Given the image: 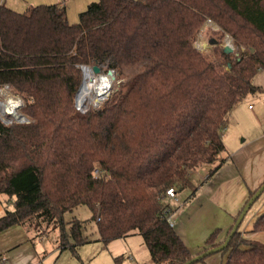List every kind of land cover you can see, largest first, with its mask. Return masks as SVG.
I'll list each match as a JSON object with an SVG mask.
<instances>
[{
	"label": "trees",
	"instance_id": "obj_1",
	"mask_svg": "<svg viewBox=\"0 0 264 264\" xmlns=\"http://www.w3.org/2000/svg\"><path fill=\"white\" fill-rule=\"evenodd\" d=\"M206 19L244 48L241 56L215 46L212 60L194 48ZM82 65L143 69L103 107L78 112ZM262 69L264 0H97L76 24L63 5L19 13L1 2L0 88L9 85L22 98L28 122L0 121V195L13 198L0 233L19 226L32 239L45 238L83 205L102 243L137 233L152 264L190 261L163 194L183 189L195 170L208 178L224 164L221 129L233 108L260 90L252 79ZM240 225L219 252L228 255L224 264H264V244L244 236L264 231V214L244 234ZM80 228L71 222L74 243L61 235L60 251L83 245ZM218 234L208 235L200 253L222 244Z\"/></svg>",
	"mask_w": 264,
	"mask_h": 264
},
{
	"label": "crops",
	"instance_id": "obj_2",
	"mask_svg": "<svg viewBox=\"0 0 264 264\" xmlns=\"http://www.w3.org/2000/svg\"><path fill=\"white\" fill-rule=\"evenodd\" d=\"M80 1L83 3L84 0ZM80 1L68 0L67 3L60 1L55 4L63 5L65 9L67 5L68 22L73 24L77 20L76 12L80 14L84 10ZM24 8L25 5L15 7V11L22 13L21 10ZM255 87L260 90L245 97L227 115V120H230L232 125L231 128L226 126L227 129L224 128L226 135H222L223 145L228 150V154L223 157L224 164L208 178L204 170V175L201 177L198 175L188 187L189 178L193 175L191 172L187 178V187L175 189L176 200L167 198L163 201L169 211V219L174 231L192 256L203 250L206 238L216 230H219L217 242L224 241L234 225V218L248 199L249 192L257 189L264 182V89L262 86L255 85ZM250 100H256V105H251L248 102ZM245 127L250 131L255 128L257 132L253 133L257 134L247 136ZM233 129L238 131L236 137L242 136L236 143H233L235 133ZM11 202L13 204V200ZM0 204H2L1 200ZM6 209L0 211V217ZM263 214L264 201L255 207L249 223L252 224ZM239 230L244 234L249 228L248 226L241 228L240 225ZM244 236L264 244V231L246 233ZM31 237L19 226L10 227L0 233V264H49L48 258L41 257L44 252L36 250L35 243L43 238ZM105 248L108 249V255L104 258L108 261L110 256L126 258L125 264H152L145 244ZM57 251L61 255L66 250H55ZM227 256V253H215L207 256L204 261L193 264H224Z\"/></svg>",
	"mask_w": 264,
	"mask_h": 264
},
{
	"label": "rangeland",
	"instance_id": "obj_3",
	"mask_svg": "<svg viewBox=\"0 0 264 264\" xmlns=\"http://www.w3.org/2000/svg\"><path fill=\"white\" fill-rule=\"evenodd\" d=\"M60 1H64L65 3L68 2V0H5V2H4V0H0V2H4L5 5L13 11H15V7L16 8L19 6L22 7L25 5V8L23 10H21V12H24L29 6L51 5V4L59 3ZM75 1H80V0H75ZM96 1L97 0H93V1L92 0L91 1L84 0L83 3H82V1H80L81 6H83L82 9H84L83 11L86 10L87 6L89 4H91V2H96ZM77 7H79V5H77ZM67 8L68 7L66 5V11H68ZM72 10H74V8H72ZM75 16H76L77 20L73 24H76V22L78 21L79 13L76 12ZM67 20H68V17H67ZM208 20L209 19H206L204 21V23L202 24L201 28L199 29V32L197 33L196 38H195L194 46H196V43H198V41H200V40L203 43H206L208 45V49L204 52H202V51H199V52H201V54H203V55L208 56L209 59L215 60L216 55L213 53V49L215 48V46H218L219 48L222 49L226 45L225 36L227 35L230 39H232V37L226 33H224L223 35H220V32H219V31H221L220 27L217 24H216L215 28L208 25L207 24ZM211 23H212V21H211ZM70 24H72V23H70ZM212 24H214V23H212ZM213 43H214V45H213ZM230 46H233V51L229 55L233 59L238 58L244 52V48L237 46L234 43V39H232ZM142 69H143L142 65H137V66L124 67V69L121 73L112 70L115 78L112 81L111 91H110L109 97L97 105L96 104L94 105V103L92 101H88V100L83 104L78 103V100H76V102L78 103V104L76 103V106H78V107H76V110L78 109L80 112H82V111L84 112L90 108L91 109H94V108L99 109V108L103 107V104L110 99V97L113 95V93L119 90L120 83H123L127 79L135 76L136 74H139V72L142 71ZM106 73H107V71L105 70V68H100V74L106 75ZM252 85L262 86L264 89V69L259 71L253 77ZM0 89L7 90L8 92L11 93V95L14 98L18 97V99L21 100L20 101L21 107L19 109V112H21V110L23 108L22 98L19 95L16 96L14 94V92H12V89L10 87L8 89H3V86H2ZM5 100H6V97L4 95H1L0 96V102H2V101L4 102ZM248 102L251 105H253V104L256 105V100H250ZM10 123H15V122L13 120H10ZM231 125H232V122L230 120L226 119L225 125L221 129L223 136L226 135L225 131H224L225 129H227L226 126L231 128ZM254 129L255 128H252L250 131L248 128L245 127L244 131L246 132L247 136L251 137L252 135L257 134V133L256 134L253 133V132H257ZM232 131L235 132L234 136H233V143H236V141H240L242 136L236 137V135H237L236 132H238L237 129L236 130L233 129ZM227 154H228V150H225V152H223L220 156L225 157ZM192 173H193V175L190 176V178H189L188 187H189V185L191 186V184H193L194 180L197 178L198 175L200 177L204 175V170L199 169V170L193 171ZM185 187H187V186H185ZM9 199L13 200V198H9L6 195L5 196L0 195V200L2 203V204H0V211H3V209H5V208H7V210H12V202ZM263 201H264V191L260 195V197L253 202V204L250 207L251 209L247 212V214L245 215V217L241 221V223H240L241 228L248 226L249 230L252 229L253 222H252V224H250L249 219L252 216V213L255 210V207H257V205H259ZM90 218H91V213H90L89 209L83 205L80 207H77L71 211H68L63 216V227H62L63 230L61 231L58 228H53L47 237H45L41 240H37V242L35 243L36 250L44 252L41 255V257L43 256L45 258H48L49 264H106L108 262H109V264H122V263L125 264V262H127V259L123 258L121 256L120 257L122 258V260H120L119 262H116L115 258L110 257V256H108L109 261L106 260L104 258V256L108 255V252H107L108 249L105 247L144 245V243L140 239L141 236L137 233L130 234L128 237H125V238L116 239V240L110 242L109 244H104L99 240V235L97 234V228H95V223L93 221H91ZM73 220L80 221V223H81L80 229H81V233H82V238L85 239V242L83 243V245H79L76 247V253H73L68 248L66 251L62 252L61 255H59V252L58 251L55 252V250H60L58 247H59V241H60L61 235L64 234L66 236V241H65L66 244L72 245L74 243V241L70 235V230H71L70 227H71V222Z\"/></svg>",
	"mask_w": 264,
	"mask_h": 264
},
{
	"label": "bare ground",
	"instance_id": "obj_4",
	"mask_svg": "<svg viewBox=\"0 0 264 264\" xmlns=\"http://www.w3.org/2000/svg\"><path fill=\"white\" fill-rule=\"evenodd\" d=\"M213 23V22H212ZM208 22L207 24L216 27V24H212ZM225 43L230 45L232 39L229 37L225 38ZM198 51H206L208 49V45L203 43L201 40L196 43L195 46ZM84 83L82 87L79 89L77 99L78 103H85L87 100L92 101L95 104H99L100 102L104 101L106 98L109 97L111 87L108 89L109 83L112 85V76L111 75H103V74H95L92 72L90 68H85L84 72ZM5 89V88H3ZM4 95L6 100L0 103V117L5 121L15 120L18 117L19 109H20V100L14 98L10 92L7 90H0V96ZM8 109L12 111L11 115L8 116L5 113V110Z\"/></svg>",
	"mask_w": 264,
	"mask_h": 264
},
{
	"label": "water",
	"instance_id": "obj_5",
	"mask_svg": "<svg viewBox=\"0 0 264 264\" xmlns=\"http://www.w3.org/2000/svg\"><path fill=\"white\" fill-rule=\"evenodd\" d=\"M207 22H210L211 23L210 20H208ZM226 37H228V36L226 35L225 38ZM213 45H214V43H213ZM194 48L198 51V49L195 46H194ZM222 51H223V53L229 55L233 51V46H230V45L226 44L222 48ZM80 68H81L82 75H83V72H84V69L85 68H90L93 73L100 74V67L98 65H93L91 67L90 66H86V65H82ZM106 75H108V76L111 75L112 76V80H114V78H115L112 70H108L107 73H106ZM83 83H84V75H83V78H82V82H81V84H80V86L78 88V92L80 91L79 89L82 87ZM5 87H8V86H5ZM110 87H111V83H109L108 89ZM78 92H77V94L75 96V106H76V99H77V96H78ZM20 107H21V105H20ZM76 107H78V106H76ZM5 113L8 116H10L11 113H12V111H9L8 109H6L5 110ZM13 121L15 123H17V124L18 123H27L28 122V119L21 112H19L17 119H15ZM263 191H264V183L254 191V194L251 196V198H249L248 201L243 205L242 210L240 211L239 215L237 216L235 222L233 223L234 225H233L232 229L229 231V233L223 239L224 241L222 242L221 245H219L217 247H214V248H208L206 251H204V252H202L200 254L195 255L194 257L191 258L190 261H188V262H186L184 264H193V263H195V262H197L199 260H202V259L207 258V256H209L211 254H215V253L221 252L222 249H224L228 245L229 241L231 240L230 238L237 231V228L239 227L241 221L243 220V218L245 217V215L247 214V212L250 210V207L253 204V202L260 197V195L263 193Z\"/></svg>",
	"mask_w": 264,
	"mask_h": 264
},
{
	"label": "built area",
	"instance_id": "obj_6",
	"mask_svg": "<svg viewBox=\"0 0 264 264\" xmlns=\"http://www.w3.org/2000/svg\"><path fill=\"white\" fill-rule=\"evenodd\" d=\"M1 3V2H0ZM4 86V85H3ZM5 86H8V87H5ZM3 88H5V89H8L10 86L9 85H5ZM1 90V89H0ZM3 102V101H2ZM2 102H0V103H2ZM80 108V107H79ZM249 108H251V106H249ZM77 111L79 112V110L77 109ZM83 112V111H82ZM85 112V111H84ZM0 121L1 122H3V123H5V124H12V123H10V121H5V120H3L1 117H0ZM99 174V172L96 170L95 171V173H94V175L96 176V175H98ZM176 191H175V188H173V187H171V188H168V189H166L165 190V192H164V194H163V197H162V201H164L165 199H171V200H176ZM167 214H168V223H169V225L170 226H172V223H171V221H170V219H169V211L167 210V209H165L164 210Z\"/></svg>",
	"mask_w": 264,
	"mask_h": 264
}]
</instances>
